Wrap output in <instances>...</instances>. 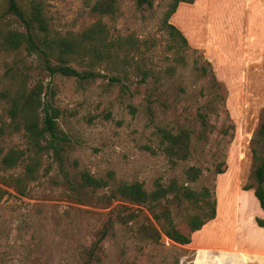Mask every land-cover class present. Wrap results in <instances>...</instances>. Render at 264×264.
I'll use <instances>...</instances> for the list:
<instances>
[{
  "label": "rangeland",
  "instance_id": "rangeland-1",
  "mask_svg": "<svg viewBox=\"0 0 264 264\" xmlns=\"http://www.w3.org/2000/svg\"><path fill=\"white\" fill-rule=\"evenodd\" d=\"M19 1L26 7L32 0ZM36 1L42 2L51 29L62 34L78 33L100 19L91 10L97 0ZM117 1L119 14L102 20L115 39L137 46L125 70L103 63L93 69L106 77L80 81L50 75L24 48L0 50V93L9 85L11 65L30 86L43 82L46 97L61 110L59 126L71 139L64 155L66 176L52 154L43 157L40 176L28 183L25 194L2 182L22 168L0 172V186L9 191L0 200V264H87L86 251L98 230L128 203L107 202V189L77 186L80 192H73L68 179L77 181L81 171L97 177L112 172L150 191L158 181L184 182L192 165L202 175L189 184L214 191L215 219L191 233L189 244L166 235L159 242L142 240L134 224L116 221L102 243L101 261L92 264H264V231L255 221L260 205L254 189H242L253 182L252 146L259 155L264 152L263 142H253L264 120V0L180 3L170 18L189 43L180 53L169 48L172 38L160 27L170 0H155L151 9H138L134 0ZM0 4L5 8L6 0ZM0 25L23 30L11 14L0 18ZM71 64L91 69L84 62ZM6 107L0 96V116L8 122ZM200 112L210 125L203 139ZM159 127L191 131L188 159L172 161L163 153ZM0 147L27 145L18 132L0 136ZM220 161L226 171L217 174ZM171 210L176 226L188 234L181 213Z\"/></svg>",
  "mask_w": 264,
  "mask_h": 264
},
{
  "label": "trees",
  "instance_id": "trees-1",
  "mask_svg": "<svg viewBox=\"0 0 264 264\" xmlns=\"http://www.w3.org/2000/svg\"><path fill=\"white\" fill-rule=\"evenodd\" d=\"M138 9H151L155 0H134ZM195 0H170L161 19L160 27L172 38L169 48L180 50L189 48V43L183 32L170 21L180 3H194ZM0 7H3L0 4ZM4 8V7H3ZM100 19L78 33L62 34L51 29V23L44 11L41 1L32 0L24 7L19 0H6L4 11L0 18L7 14L14 15L23 30L12 26L0 25V50L18 53L23 48L34 54L40 61L44 71L50 75L60 74L75 77L80 81H90L106 77L105 73L93 69L96 65L106 63L107 67L125 70L137 46L129 41L115 39L103 17H115L119 14L117 0H97L91 7ZM136 47V48H135ZM79 61L86 63L91 69L78 70L71 63ZM20 59L14 61L19 67ZM207 65L210 63L207 61ZM11 65L7 68L9 85L1 91L0 96L6 101V116L8 122L0 116V136L7 133L22 132L26 148L0 147V172L22 168L17 175L3 177L6 187H12L17 193L25 194L29 182L37 180L42 170V160L47 154H52L59 168L64 169V155L70 145V136L60 128L58 118L61 110L46 97L45 85L39 81L30 86L27 79H22L13 72ZM203 73L208 71L202 66ZM11 73V74H10ZM144 78L148 72H143ZM120 81L117 75L111 77ZM200 138H205L210 127L206 117L201 112ZM163 153L172 161L186 160L191 154V131L180 128L173 132L166 127H159ZM227 132V131H225ZM233 138V135H232ZM264 144V120L261 122L253 142ZM255 162L253 182L242 187L243 190L254 189L255 198L259 201L264 213V152L259 155L256 146L251 148ZM220 161L216 173H224L226 167ZM202 175L199 166L192 165L185 170V181L177 178L167 183L156 182L152 190H147L139 181L126 182L118 180L112 172L107 177H97L83 170L77 181L68 179L73 192L79 193V188H91L92 191L107 189L106 201L122 200L127 202L115 209V215H110L98 230L95 240L86 251V263L101 261L100 251L104 240L113 233L115 222L123 225H135L136 235L147 241L159 242L162 235L180 244L191 242V233L200 230L206 223L217 216V200L214 191L208 186L194 188L189 183L196 182ZM75 183V184H74ZM77 184V185H76ZM78 186V187H77ZM9 191L0 186V200ZM176 208L189 227V233H183L175 224L171 208ZM155 220L152 222L149 215ZM259 227H264V216L255 217Z\"/></svg>",
  "mask_w": 264,
  "mask_h": 264
},
{
  "label": "crops",
  "instance_id": "crops-1",
  "mask_svg": "<svg viewBox=\"0 0 264 264\" xmlns=\"http://www.w3.org/2000/svg\"><path fill=\"white\" fill-rule=\"evenodd\" d=\"M259 203V201L257 202V204ZM260 205V204H259ZM258 216L259 217H262V216H264V213H263V210H262V208L259 206V213H258ZM259 229H261V230H263L264 231V227H261V228H259Z\"/></svg>",
  "mask_w": 264,
  "mask_h": 264
}]
</instances>
